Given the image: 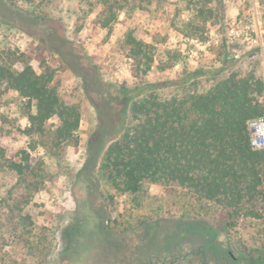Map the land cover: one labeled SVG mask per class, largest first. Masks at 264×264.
Listing matches in <instances>:
<instances>
[{
	"label": "rangeland",
	"instance_id": "1",
	"mask_svg": "<svg viewBox=\"0 0 264 264\" xmlns=\"http://www.w3.org/2000/svg\"><path fill=\"white\" fill-rule=\"evenodd\" d=\"M193 1L153 0L145 10L121 13L109 32L95 24L96 13L88 15L87 5L79 0H0V49L24 55L37 73L44 65L54 69L63 98L78 105L82 114L79 145L56 148L49 134L57 120L49 122L47 136H25L21 131L29 123L22 114L24 100L15 92L0 96V144L9 155L27 150L32 165L44 164L43 187L25 209L34 226L22 235H0V264H203L197 254L203 246L208 247L207 264H227L216 241L232 252L231 264H264L259 222L241 220L229 236L218 234L206 219L187 216L192 199L178 187L146 185L138 205L133 197L94 186L88 173L79 174L89 142L117 140L127 116L120 99L115 108L92 87L86 89L49 47L60 49L65 42L61 49L80 65V73L89 80L99 75L117 97L122 86H164L170 93L198 70L211 74L201 77L207 87L237 69H255L264 79L263 0H209L206 6L217 15L206 22V41L190 37ZM233 23L250 27L257 43L227 39ZM129 30L157 48L145 78L135 77L134 62L119 45ZM175 54L179 65L160 70L159 64ZM102 99L100 117L97 103ZM14 183L12 176L1 178L0 197L7 198ZM24 192L17 189L14 197ZM107 215L111 223L104 231Z\"/></svg>",
	"mask_w": 264,
	"mask_h": 264
},
{
	"label": "trees",
	"instance_id": "2",
	"mask_svg": "<svg viewBox=\"0 0 264 264\" xmlns=\"http://www.w3.org/2000/svg\"><path fill=\"white\" fill-rule=\"evenodd\" d=\"M79 1L87 5L88 15L96 13L95 24L109 32L121 13L131 15L153 3V0ZM208 2H191L194 16L187 27L192 30L193 39L207 40L206 22L217 15L215 9L206 6ZM65 45L62 42L60 49L49 48L86 83V89L92 87L94 94H100L114 107L120 99L123 103L120 109L127 116L117 140L89 142L80 177L88 173L94 186L99 189L105 186L116 195L133 197L138 205L146 185L178 187L192 199L187 216L198 221L206 219L210 229L218 234L229 236L241 220L259 222L264 249V149L252 147L249 129L251 121L264 118L263 77L255 69L231 70L207 87L201 77L211 74L198 70L191 74V81L170 93L162 90L164 86L145 85L133 90L122 86L117 97L99 75L90 80L84 77L78 69L80 65L77 68L61 49ZM119 45L134 62L135 77H147L156 60L155 45L138 38L132 30L122 36ZM179 62V55H170L159 68L170 70ZM17 64H21L20 70ZM97 84L99 88L95 87ZM8 92H15L24 100L22 114L29 126L21 131L23 135L47 136L48 124L55 119L57 126L49 134L54 147L79 145L80 107L63 98L54 69L44 65L43 71L37 73L24 55L0 49V96ZM102 102L103 99L97 103L100 117ZM31 161L29 151L9 155L0 144V179L12 176L15 180L8 197H0V235L6 232L22 235L34 226L25 209L43 187L44 164L32 165ZM17 189L25 192L14 197ZM110 223L109 216H105L102 229L109 230ZM215 245L227 264L235 260L221 242L216 241ZM207 249L203 246L197 252L203 264L208 262Z\"/></svg>",
	"mask_w": 264,
	"mask_h": 264
},
{
	"label": "built area",
	"instance_id": "3",
	"mask_svg": "<svg viewBox=\"0 0 264 264\" xmlns=\"http://www.w3.org/2000/svg\"><path fill=\"white\" fill-rule=\"evenodd\" d=\"M253 30L248 26H239L233 23L227 32V39L239 40L242 43H257L253 38ZM219 41L216 40L215 43ZM249 129L251 133V145L254 149H264V118L256 119L250 122Z\"/></svg>",
	"mask_w": 264,
	"mask_h": 264
},
{
	"label": "crops",
	"instance_id": "4",
	"mask_svg": "<svg viewBox=\"0 0 264 264\" xmlns=\"http://www.w3.org/2000/svg\"><path fill=\"white\" fill-rule=\"evenodd\" d=\"M196 72V71H195Z\"/></svg>",
	"mask_w": 264,
	"mask_h": 264
}]
</instances>
